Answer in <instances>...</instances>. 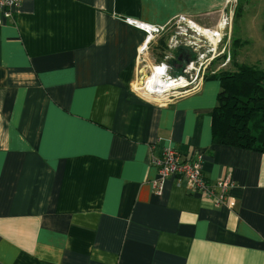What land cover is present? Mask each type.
Returning <instances> with one entry per match:
<instances>
[{"label": "crops", "instance_id": "0c3cea01", "mask_svg": "<svg viewBox=\"0 0 264 264\" xmlns=\"http://www.w3.org/2000/svg\"><path fill=\"white\" fill-rule=\"evenodd\" d=\"M222 6L21 0L1 17L0 264H264V152L213 143L219 83L165 103L129 85L143 43L154 64L176 15L210 14L195 19L207 27ZM151 28L164 31L148 40ZM152 143L231 179L228 203L175 176L155 193Z\"/></svg>", "mask_w": 264, "mask_h": 264}, {"label": "rangeland", "instance_id": "374dc122", "mask_svg": "<svg viewBox=\"0 0 264 264\" xmlns=\"http://www.w3.org/2000/svg\"><path fill=\"white\" fill-rule=\"evenodd\" d=\"M246 1L247 0H240L241 5H243V7L233 23L232 35L231 31L229 30V27H231L232 25L233 17H229V15L234 16V14H230L229 10L223 11V6L220 10H218V13H216V19L218 18L220 13L221 18H219L215 24L211 22V24L207 23L210 24V26L202 27L204 29H209L216 41H211L212 39L206 36L204 40L205 42H203V46H194L190 42H186L184 39L185 36L188 39H192V35L195 33V31L187 28V21L190 20L193 23H199L197 20H195L196 18L198 19V15L195 17H190L185 14L176 15L171 20L170 26L168 28V32L173 33V37L169 38L171 34L168 35L169 41L167 39V36L161 37L160 39L162 41H159L160 43L158 45L157 50L152 53L151 61L154 64L149 63V59L148 62L144 60L143 55L147 51V43L146 48L139 51V57L135 63V72L133 73L132 79L129 83L130 88H132L135 92L145 96L146 98L153 99L158 103H163L164 98H166L169 94L173 92L178 94L175 97H172V99H177L178 97L191 93L192 91H189L191 89V86L199 85L198 83L204 81V79L208 75H211L222 69H233V59L235 61L238 60L243 63L256 64L258 66L264 67V57H262L264 56L262 55L264 54V3H262L261 0H249L248 3ZM255 4L257 5V7L254 8L255 13H252V7ZM182 16L187 20L181 21L180 17ZM209 16L210 14L206 18L202 19L205 21ZM227 16L229 18H227ZM224 18H227L228 21L225 23H221ZM210 20H212V15L210 17ZM199 21L204 22L202 20ZM195 25L196 27H201V25ZM220 27L221 29H219ZM217 30L219 32V35L215 36L212 32ZM162 31L164 30H160L159 33H156L155 35H160L161 33H163ZM235 37L245 39L246 45L237 49V46L233 44V40L235 39ZM170 39L173 40L172 44L170 42ZM176 40H179V42L174 43ZM182 47L185 48L190 55H192L191 60L189 61V63L191 62V68L184 74L182 80H180L187 81L188 86L186 88L181 89L175 88L170 91L167 90L163 93L162 97L155 95L148 96L146 94H143V92L141 93L138 87L142 88L145 86L146 78L148 76H151L152 74L159 75L162 78V74H164L165 70L163 66H168L166 64V60L168 59V57H172L173 52L175 53L176 51V48L179 49ZM241 52L243 53L241 54ZM158 64L161 65L156 66ZM186 65L187 64H185V66ZM170 73L175 76L174 72L170 71ZM200 77L202 79H199ZM180 81L177 80L175 82L178 83ZM185 89L188 90V92L182 94L181 90ZM168 91L170 93L167 94L166 92ZM168 99L170 100V98H167L166 100L168 101Z\"/></svg>", "mask_w": 264, "mask_h": 264}, {"label": "trees", "instance_id": "16d2710c", "mask_svg": "<svg viewBox=\"0 0 264 264\" xmlns=\"http://www.w3.org/2000/svg\"><path fill=\"white\" fill-rule=\"evenodd\" d=\"M233 44L238 49L245 40L235 38ZM233 61V69L206 77L219 83L210 112L213 143L264 152V67Z\"/></svg>", "mask_w": 264, "mask_h": 264}, {"label": "built area", "instance_id": "2783aa9c", "mask_svg": "<svg viewBox=\"0 0 264 264\" xmlns=\"http://www.w3.org/2000/svg\"><path fill=\"white\" fill-rule=\"evenodd\" d=\"M21 0H0V23L2 21L1 17L10 18L14 11H16L17 7L19 6ZM223 11L229 10L230 14H234L235 6L238 0H223ZM229 17H233L229 15ZM227 16V18H229ZM227 18H224L221 23L227 22ZM180 20H187L183 16L180 17ZM188 29H192L195 33L192 35V39H188L185 35L184 39L186 42H190L194 46H203V42H205L206 35L204 34L205 31H210L209 29H204L202 27H196L195 23L188 20L187 21ZM221 29V27L219 28ZM161 29L158 28H151L148 30L149 35H147V39L149 40L151 34L160 31ZM211 32V31H210ZM215 36L219 35L218 31L212 32ZM208 37V36H207ZM146 48V43H143L141 46V50ZM164 67V74H162V78L164 80H182L184 74L191 68V62L186 66H183L180 71L174 72L176 73L175 76L170 73L171 68L168 66ZM197 79V78H196ZM199 79H202L201 77ZM202 81V80H201ZM173 87L171 86L169 89L175 88H186L188 83ZM199 85L191 86L189 91H195ZM198 89V88H197ZM166 92L167 94L170 92ZM182 94L187 93L188 90H181ZM166 94V95H167ZM178 93H171L166 98H164L163 103H165L167 98L172 99ZM169 100V99H168ZM155 148L154 143L150 145V159L149 164L154 166L157 169V178H155L152 182V186L154 188L155 193H160L163 187V184L166 179L170 176L179 177L184 180V185L188 191L198 192L201 193L203 196L211 200L215 205H226L229 201V188L233 185V182L229 178H221L215 182H209L205 179L203 172H202V161L200 157H193L189 155H183L181 151L178 149L166 146L163 147L159 154L154 153L153 149Z\"/></svg>", "mask_w": 264, "mask_h": 264}, {"label": "bare ground", "instance_id": "6f19581e", "mask_svg": "<svg viewBox=\"0 0 264 264\" xmlns=\"http://www.w3.org/2000/svg\"><path fill=\"white\" fill-rule=\"evenodd\" d=\"M204 34L206 36L210 37V39H212L211 41H214V42L216 41V39L212 36L210 31H205ZM214 45H216V44H214ZM181 83L186 84L187 81H180V82L176 83L174 80H170V81L164 80L159 75L152 74L151 76H148L146 78L145 86L142 87L141 89H143L144 91H146V92H148L150 94L153 93L152 95H157V96H161L162 97L163 93L165 91L169 90L171 86L175 87V86H178V85H182Z\"/></svg>", "mask_w": 264, "mask_h": 264}, {"label": "flooded vegetation", "instance_id": "af4514ba", "mask_svg": "<svg viewBox=\"0 0 264 264\" xmlns=\"http://www.w3.org/2000/svg\"><path fill=\"white\" fill-rule=\"evenodd\" d=\"M192 55H190L185 48H177L175 53L166 60V64L169 68H176L177 71H180L185 64H188L191 60ZM176 74V73H175Z\"/></svg>", "mask_w": 264, "mask_h": 264}, {"label": "water", "instance_id": "95a60500", "mask_svg": "<svg viewBox=\"0 0 264 264\" xmlns=\"http://www.w3.org/2000/svg\"><path fill=\"white\" fill-rule=\"evenodd\" d=\"M172 72H176V68L172 69Z\"/></svg>", "mask_w": 264, "mask_h": 264}]
</instances>
